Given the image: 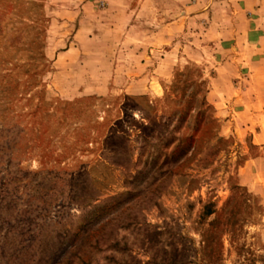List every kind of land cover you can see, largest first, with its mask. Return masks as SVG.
<instances>
[{
  "label": "rangeland",
  "instance_id": "obj_1",
  "mask_svg": "<svg viewBox=\"0 0 264 264\" xmlns=\"http://www.w3.org/2000/svg\"><path fill=\"white\" fill-rule=\"evenodd\" d=\"M0 264H264V0H0Z\"/></svg>",
  "mask_w": 264,
  "mask_h": 264
}]
</instances>
